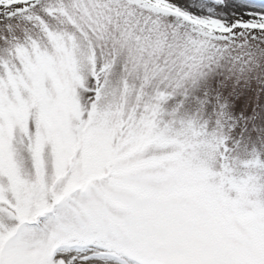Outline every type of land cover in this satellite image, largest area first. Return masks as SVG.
I'll use <instances>...</instances> for the list:
<instances>
[{"label": "snow or ice", "instance_id": "obj_1", "mask_svg": "<svg viewBox=\"0 0 264 264\" xmlns=\"http://www.w3.org/2000/svg\"><path fill=\"white\" fill-rule=\"evenodd\" d=\"M192 9L0 0V264H264V149L167 107L264 4Z\"/></svg>", "mask_w": 264, "mask_h": 264}, {"label": "rangeland", "instance_id": "obj_2", "mask_svg": "<svg viewBox=\"0 0 264 264\" xmlns=\"http://www.w3.org/2000/svg\"><path fill=\"white\" fill-rule=\"evenodd\" d=\"M197 8L230 16L250 3L264 0H181ZM179 106L183 116L193 118L225 139L234 150L249 153L264 149V49L228 48L215 53L201 74L187 83L185 91L167 107Z\"/></svg>", "mask_w": 264, "mask_h": 264}]
</instances>
